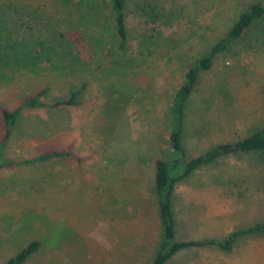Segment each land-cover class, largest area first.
Returning <instances> with one entry per match:
<instances>
[{
  "label": "rangeland",
  "instance_id": "374dc122",
  "mask_svg": "<svg viewBox=\"0 0 264 264\" xmlns=\"http://www.w3.org/2000/svg\"><path fill=\"white\" fill-rule=\"evenodd\" d=\"M98 2L100 14L85 0H0V43L7 37L17 51H38L49 42L65 53L59 62L69 64L50 70L44 58L37 74L19 63L1 66L0 110L41 90L44 103L80 90L77 105L20 110L7 158L66 149L72 157L0 170V264L32 239L41 246L22 264L150 261L160 241L154 161L173 157L174 93L186 67L252 4L263 8L261 17L215 55L188 97L184 157L264 127V0H131L123 49L106 0ZM262 159L259 152L226 155L179 180L170 198L176 239L220 240L264 223ZM193 247L186 249L191 258L181 253L177 261L264 264V233L241 235L229 250Z\"/></svg>",
  "mask_w": 264,
  "mask_h": 264
},
{
  "label": "trees",
  "instance_id": "16d2710c",
  "mask_svg": "<svg viewBox=\"0 0 264 264\" xmlns=\"http://www.w3.org/2000/svg\"><path fill=\"white\" fill-rule=\"evenodd\" d=\"M131 0H106L108 5L109 15L111 17L113 32L117 39L119 49H123L127 40V30L125 25V8L126 4ZM67 4L69 0H55ZM89 9L93 14H100L102 9L98 0H85ZM263 8L258 4L250 5L245 11L240 13L228 31L212 44L206 53L193 60L184 72V77L177 87L170 108L169 115L171 126L168 134V144L173 152V157L169 160L157 158L154 161V178L153 191L156 198V211L160 227V241L156 251L147 264H164V262L173 255L176 251L192 247L214 245L222 250H229L235 240L241 235L251 233H264V223H256L246 228L236 229L228 232L222 239L215 240L213 238L194 240V239H176L175 219L171 206L170 198L175 184L189 176L200 166L214 161L226 155L237 153H264V127L256 130L249 135L229 142L217 143L208 149L204 150L197 156L185 159L184 150L181 142L183 117L186 109V102L194 86L197 83L199 73L207 70L215 55L223 51L229 42L237 39L241 34L258 18L261 17ZM38 51L31 48L17 51L7 37L0 43V67L14 66L19 63L33 74L40 73L45 70L40 63L46 58L50 62V70H64L69 67V64L59 62V56L65 54L63 51L55 50V46L49 42L39 43ZM60 47L62 44H60ZM52 54V56H49ZM60 54V55H59ZM56 57V59L53 58ZM55 60L54 62H51ZM79 89L71 91L66 98L54 100L51 103L42 102L39 97L44 93V90L39 91L33 96L26 97L21 105L15 109L2 108L0 110L1 120L3 123V134L0 138V170L9 168L17 163H35L43 162L50 159L60 157H72L69 150H48L40 154L25 158L21 161H14L7 158L4 154L7 143L12 137L14 127L20 115V110L24 108L49 107L61 108L65 106L77 105V94ZM264 161V159H262ZM59 231L53 236L52 242H58ZM41 242L37 239H32L13 255L6 259L3 264H22L38 250Z\"/></svg>",
  "mask_w": 264,
  "mask_h": 264
},
{
  "label": "crops",
  "instance_id": "0c3cea01",
  "mask_svg": "<svg viewBox=\"0 0 264 264\" xmlns=\"http://www.w3.org/2000/svg\"><path fill=\"white\" fill-rule=\"evenodd\" d=\"M188 248H195V247H187V248H182V249H180V250H178V251H176L173 255H171L165 262H164V264H181L183 261H177V259H179V257H180V254L181 253H183L184 254V257L185 258H187V259H189V258H191L190 256L191 255H189V253H188V250H186V249H188Z\"/></svg>",
  "mask_w": 264,
  "mask_h": 264
}]
</instances>
